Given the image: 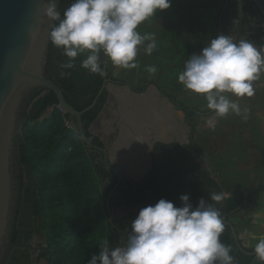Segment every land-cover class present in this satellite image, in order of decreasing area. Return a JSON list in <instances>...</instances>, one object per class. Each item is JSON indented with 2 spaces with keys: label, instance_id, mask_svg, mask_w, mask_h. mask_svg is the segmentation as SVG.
<instances>
[{
  "label": "trees",
  "instance_id": "trees-1",
  "mask_svg": "<svg viewBox=\"0 0 264 264\" xmlns=\"http://www.w3.org/2000/svg\"><path fill=\"white\" fill-rule=\"evenodd\" d=\"M73 2L61 0V15ZM246 9L251 14L260 13L251 1ZM259 22L264 24V16L261 15ZM260 37L261 34L256 36V40ZM67 59L62 49L55 48L50 42L45 75L63 90L67 103L77 111L92 104L106 79L119 86H129L126 80L115 78L101 62L104 73L108 72L104 76L82 68V57L76 58L73 69H62L61 64ZM62 71L70 72V75L61 76ZM148 85L157 86L160 93L185 114L191 130L190 143L156 145L148 176L138 183L123 180L109 199L110 211L107 201L118 178L105 169L101 154L90 152L79 134L67 126L66 122L71 123L73 119L56 107L58 100L52 91L36 102L44 89L25 96L18 113L12 159L14 199L6 239L9 247L1 264H37L42 260L45 264H87L103 243L112 248L126 245L131 223L140 209L154 205L160 199L181 207L179 198L185 194L195 207L201 198L214 203L210 194L223 193L207 171L204 152L195 142L201 119L214 112L185 105L153 81L132 89L135 93H144ZM107 100L108 92L105 91L96 106L82 118L88 139L99 147L104 145L90 133V126L103 111ZM50 109L51 114L44 118ZM105 181L110 183L108 187L104 186ZM223 196V201L214 206L219 209L221 218L228 221L231 212L242 205L244 196L226 198L224 193ZM122 208L126 215L110 222L111 214L113 216V212ZM246 211L248 208L243 206L239 214ZM40 231L44 233L45 246L33 258L31 241ZM220 241L231 248L234 264L251 263V257L237 250L229 227L225 226ZM240 243L246 251L253 252L254 248L245 247L241 240Z\"/></svg>",
  "mask_w": 264,
  "mask_h": 264
},
{
  "label": "clouds",
  "instance_id": "clouds-1",
  "mask_svg": "<svg viewBox=\"0 0 264 264\" xmlns=\"http://www.w3.org/2000/svg\"><path fill=\"white\" fill-rule=\"evenodd\" d=\"M170 7V0H74L61 15L57 0H45L42 17L45 22H58L51 25L48 38L68 58L62 69H73L76 58L84 54L80 66L104 76L101 54L120 69L136 66L142 45L151 54L157 47L156 38L151 33L141 34L138 28ZM262 74L264 47L257 48L247 39L234 42L231 36L219 34L185 61L178 82L186 91L203 96L215 117L223 118L242 114L239 103L230 97H252L253 83ZM179 199L181 207L160 199L140 209L126 245L112 248L103 243L87 264H234L231 248L220 241L225 223L214 206L223 201V193L210 194L214 203L201 198L195 207L189 195ZM253 254L264 264V238L257 241Z\"/></svg>",
  "mask_w": 264,
  "mask_h": 264
},
{
  "label": "crops",
  "instance_id": "crops-1",
  "mask_svg": "<svg viewBox=\"0 0 264 264\" xmlns=\"http://www.w3.org/2000/svg\"><path fill=\"white\" fill-rule=\"evenodd\" d=\"M170 3L171 7L179 11L177 23H172L169 10L166 9L157 12L165 14L166 19L158 20L156 24L143 23L138 31L141 34H154L158 49L162 48L164 52L162 56L174 55L173 66L166 64L162 68L152 67L146 62L149 54L143 45L138 48V55L147 57L144 59L146 68H140V65L130 69L112 68L107 58L106 65L115 78L126 80L132 88L138 89L153 81L185 105L208 110L203 96L186 91L178 82V75L184 69L178 68L179 58L186 59L199 54L212 38L220 34V30L221 34L231 36L234 42L247 39L257 48L264 47V24L259 22L261 14L247 11L250 0H170ZM260 34V39L256 40V36ZM78 57L85 58V55ZM169 63L172 64V60L169 59ZM253 87L254 97H230L239 103L241 115L230 113L223 118H217L215 114L203 117L196 131L195 142L200 145L199 135L203 129L214 132L226 130L234 134V141L229 145L235 147L237 154H243L246 141H253L259 149L264 147V74L253 83ZM160 97V91L155 85H148L143 96L131 93L127 88H118L108 96L103 111L90 126V133L111 151L114 165L135 181L143 180L151 171L153 160L149 147L152 141L163 145H171L168 143L173 140L178 143L188 142L191 130L185 114L170 101ZM215 135L218 137L219 132H215ZM135 142L137 146L134 145ZM133 148L140 153H135ZM142 148L146 149V153ZM241 156L239 155L240 161ZM109 185L108 181L104 182V186ZM233 196L237 195H225L226 198ZM113 213V218L120 219L126 215V210L122 208ZM254 215L256 216V212L250 216L255 217ZM240 221L244 223L241 215L232 217V223L238 226L236 229L243 245L253 249L264 232L259 230L258 221H252L250 225L247 224L248 227Z\"/></svg>",
  "mask_w": 264,
  "mask_h": 264
},
{
  "label": "water",
  "instance_id": "water-1",
  "mask_svg": "<svg viewBox=\"0 0 264 264\" xmlns=\"http://www.w3.org/2000/svg\"><path fill=\"white\" fill-rule=\"evenodd\" d=\"M250 1L256 6L260 14L264 16V0ZM44 4L45 0H0V257L2 251L6 247V239L8 237L10 222L12 219L11 208L14 199L12 159L18 129V113L25 96L32 91L37 89L45 90L35 99V102L46 96L49 91H52L56 95L58 100V105L56 107L71 116L73 119L70 125L71 128L79 134L81 140L90 152L101 154L105 169L118 178L116 188L108 197L107 206L109 211V199L123 180L129 179L133 183L142 181H135L124 175L112 162L111 151L107 147L94 145L88 139L82 120L83 116L96 106L98 100L105 91L108 92V96L118 88H127L133 93L134 91L132 87L130 85L119 86L112 83L109 79H106L89 107L83 111H77L70 106L65 99L63 90L45 75V67L50 45L48 32L51 30V25L55 24V22L44 21L42 17ZM60 4L61 0H57L58 11ZM100 62L106 65V57H104L103 54L102 61L100 59ZM105 74H108V72L105 71ZM145 92L137 94L143 96ZM160 96L162 100L169 101V99L164 97L161 93ZM189 143L190 133L188 135V142L178 143L176 140H173L168 144L187 145ZM158 144L156 141H152L150 144L149 149L151 158L152 152ZM223 172L226 173V170L224 169ZM227 175L230 176L229 174ZM231 177L243 179L246 184V189L248 188V181L246 178L241 176ZM247 198L248 196L245 195L243 204L235 211L231 212L230 218L240 212L246 203ZM112 220L113 216L111 214L110 222H112ZM223 221L225 226L229 227L233 234L237 250L252 258L250 264H261L260 261L255 259L253 252H248L244 249L240 243L236 226L232 221H226L225 217L223 218Z\"/></svg>",
  "mask_w": 264,
  "mask_h": 264
},
{
  "label": "rangeland",
  "instance_id": "rangeland-1",
  "mask_svg": "<svg viewBox=\"0 0 264 264\" xmlns=\"http://www.w3.org/2000/svg\"><path fill=\"white\" fill-rule=\"evenodd\" d=\"M168 10L169 18L172 23H177L179 20V11L173 7H170ZM166 17L167 16L163 13H157L153 18L144 23L154 22V24H156L158 20L163 21L164 19H166ZM151 26L155 27V25ZM163 53L164 52L162 48L158 49V47H156L151 52V54H149L148 61L146 62L152 65V67L154 66L156 68H162V65L166 64L169 66H173V62L175 59L174 55L169 56L168 54H166L167 57H164L162 56ZM146 58L147 57H143L137 54V57L135 58L136 66L133 68H137L138 65L141 66L140 68H146V62L144 61V59ZM169 59L172 60V64L169 63ZM187 59L188 58L185 59L184 57L179 58L180 64L178 68H184V64ZM112 68L116 67L112 66ZM254 96L255 94L252 97ZM51 112L52 109L47 112L44 118L49 116ZM215 132H219L218 137L215 135ZM215 132L214 130L205 131V129L201 130V133L199 132V142L201 148L203 146L202 150L205 155L206 169L217 181V183L223 190V193L225 192L224 194L227 196L239 195L245 191V183L242 179L231 178L227 174L246 178L250 186V190L253 194L254 203L250 210L239 214L243 217L244 220V223L243 221L240 222L248 227V225H250L252 221H258L257 225L259 227V230L264 232V147L259 149V147L254 145L253 141H246L243 154H237L235 152V147L229 145L234 141V134L226 130H215ZM239 155H242L241 161L239 159ZM227 163H230V166H226ZM224 169L226 170L227 174L223 172ZM253 212H256V216L254 215L255 217L250 216L251 214H253ZM232 217L230 218L231 221ZM235 226L236 228L238 227L236 224ZM261 238H264V236ZM42 246H45V238L43 231H40L34 235L31 241V252L34 256L33 258L38 256L39 249ZM37 264H45V261L42 260Z\"/></svg>",
  "mask_w": 264,
  "mask_h": 264
},
{
  "label": "flooded vegetation",
  "instance_id": "flooded-vegetation-1",
  "mask_svg": "<svg viewBox=\"0 0 264 264\" xmlns=\"http://www.w3.org/2000/svg\"><path fill=\"white\" fill-rule=\"evenodd\" d=\"M101 160V158H99ZM103 162V161H102ZM226 166H230V163H227ZM232 175H230L229 177H231ZM232 178V177H231ZM241 179V178H240ZM243 180V179H242ZM244 181V180H243ZM245 183V181H244ZM239 195H243L244 196V200H245V195L248 196L247 200H246V203L244 204V206H246L248 208V210H250L253 206V194H252V191L250 190V186L248 184V188L246 189V184H245V191L242 193V194H239ZM243 200V202H244ZM243 204V203H242ZM239 214V213H238ZM230 220V219H229ZM243 243V242H242ZM8 247H9V243L6 242V247L4 248V250L2 251V255L0 257V264H1V261L6 253V251L8 250ZM9 260V259H8ZM7 260V261H8Z\"/></svg>",
  "mask_w": 264,
  "mask_h": 264
},
{
  "label": "bare ground",
  "instance_id": "bare-ground-1",
  "mask_svg": "<svg viewBox=\"0 0 264 264\" xmlns=\"http://www.w3.org/2000/svg\"><path fill=\"white\" fill-rule=\"evenodd\" d=\"M137 141H138V140H136V142H137ZM136 142L134 143V145H136V144L138 143V142H137V143H136ZM140 142H141V141H140ZM136 146H137V145H136ZM140 146H141V145H140ZM140 146H139V147H140ZM133 147H134V146H133ZM139 147H138V149H139ZM143 147H145V146L143 145ZM135 148H136V147H135ZM140 148H141V147H140ZM133 149H134V148H133ZM141 150H143V151L146 153V151H145L146 149L144 150V149L142 148ZM134 151H135V149H134ZM137 151H138V150H137ZM137 151H135V153H137ZM141 152H142V151H141ZM139 153H140V152L138 151V154H139ZM142 153H143V152H142Z\"/></svg>",
  "mask_w": 264,
  "mask_h": 264
},
{
  "label": "built area",
  "instance_id": "built-area-1",
  "mask_svg": "<svg viewBox=\"0 0 264 264\" xmlns=\"http://www.w3.org/2000/svg\"><path fill=\"white\" fill-rule=\"evenodd\" d=\"M66 124H67V126H70V125H71V123H70V122H66Z\"/></svg>",
  "mask_w": 264,
  "mask_h": 264
}]
</instances>
